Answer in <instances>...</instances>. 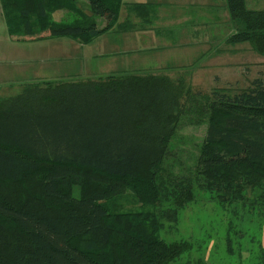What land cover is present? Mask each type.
Returning <instances> with one entry per match:
<instances>
[{"label": "trees", "instance_id": "obj_1", "mask_svg": "<svg viewBox=\"0 0 264 264\" xmlns=\"http://www.w3.org/2000/svg\"><path fill=\"white\" fill-rule=\"evenodd\" d=\"M79 1L0 4L13 36L49 31L90 43L156 20L152 2L129 5L120 20L125 0H87L91 14ZM227 4L236 25L228 43L264 55V9ZM59 10L72 20H55ZM184 120L207 128L194 167L176 172L172 141ZM197 190L223 205H264L262 78L202 94L185 75L112 74L40 81L0 98V264H170L192 244L168 243L161 231ZM126 192L140 208L119 207Z\"/></svg>", "mask_w": 264, "mask_h": 264}, {"label": "rangeland", "instance_id": "obj_2", "mask_svg": "<svg viewBox=\"0 0 264 264\" xmlns=\"http://www.w3.org/2000/svg\"><path fill=\"white\" fill-rule=\"evenodd\" d=\"M246 1L250 9H264V0ZM145 2L154 3L156 15L149 31H111L90 43L49 31L13 36L0 4V98L40 81L112 74H165L173 79L185 75L202 94L215 89L237 93L252 87L257 78L264 80V55L250 43L227 41L236 31L227 0H125L120 20L129 16V5ZM79 6L91 14L87 0H80ZM53 18L69 22L72 15L59 10ZM96 19L99 26L106 24V19ZM206 128L183 121L172 141L176 172L194 167ZM73 194L80 196L77 185ZM119 207L134 210L140 204L126 192ZM161 237L168 243L192 244L170 264H264V205H223L212 192L197 190L196 200L180 211L176 225L166 222Z\"/></svg>", "mask_w": 264, "mask_h": 264}, {"label": "crops", "instance_id": "obj_3", "mask_svg": "<svg viewBox=\"0 0 264 264\" xmlns=\"http://www.w3.org/2000/svg\"><path fill=\"white\" fill-rule=\"evenodd\" d=\"M131 5H132V4H131ZM131 5H130V6H131ZM126 6H127V5H126ZM128 7H129V6H128ZM121 14H122V13H121ZM134 22L137 23V24L139 23L138 19H135ZM153 24H154V23H153ZM153 24H152L151 26H153ZM149 28H150V27H149ZM149 28H147V29H139V28H138V25H137L136 29H130V30H134V31L141 30L142 32L145 33V32H147V31H149ZM130 30H127L126 32H129Z\"/></svg>", "mask_w": 264, "mask_h": 264}]
</instances>
